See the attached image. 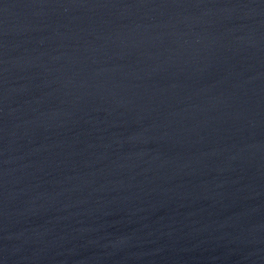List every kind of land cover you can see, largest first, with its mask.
Masks as SVG:
<instances>
[{"label": "water", "instance_id": "1", "mask_svg": "<svg viewBox=\"0 0 264 264\" xmlns=\"http://www.w3.org/2000/svg\"><path fill=\"white\" fill-rule=\"evenodd\" d=\"M0 264H264V0H0Z\"/></svg>", "mask_w": 264, "mask_h": 264}]
</instances>
